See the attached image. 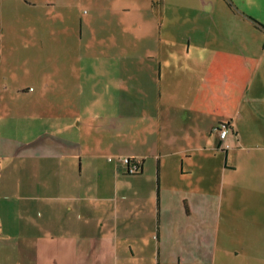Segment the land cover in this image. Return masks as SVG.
Wrapping results in <instances>:
<instances>
[{"label": "crops", "instance_id": "obj_1", "mask_svg": "<svg viewBox=\"0 0 264 264\" xmlns=\"http://www.w3.org/2000/svg\"><path fill=\"white\" fill-rule=\"evenodd\" d=\"M211 1L0 0V264H264V19L161 30Z\"/></svg>", "mask_w": 264, "mask_h": 264}, {"label": "rangeland", "instance_id": "obj_2", "mask_svg": "<svg viewBox=\"0 0 264 264\" xmlns=\"http://www.w3.org/2000/svg\"><path fill=\"white\" fill-rule=\"evenodd\" d=\"M238 3H243L244 9H246L247 7H249L253 12H255L259 17L264 19V0H236ZM213 3V1H211ZM234 3L233 0H215V4L213 3L214 7L212 10H210V12H196V11H190L189 10H176L173 11L172 13V17L175 16L176 20H168V21H175L174 23H172V26H169L170 24L164 23L161 27L162 33L166 34V32H170L174 37H177V40L179 39L180 42V47H182V39L184 40L185 37H187V35H189V24L182 22L185 20H192L193 23H196L202 20V19H206L207 15L212 14L213 18L215 21H217V18H226L223 15V10H224V6L229 10L230 8V4ZM136 13V12H135ZM203 13V14H202ZM166 16L170 17V11L166 12ZM147 17V16H146ZM174 19V18H173ZM227 19V18H226ZM228 19H231V17L229 16ZM250 19L256 21L257 23L261 24L262 26L264 25L260 20L256 19L255 17L250 15ZM178 23H177V22ZM47 46V44H46ZM47 50L53 51V48H48L47 46ZM136 60V59H135ZM43 63L47 62L48 64H46L45 66H41V67H45L48 71H49V77L52 80V82H56V79L58 78V63L56 59H47V60H42ZM95 63V64H91V63ZM137 62V66L136 69L138 70V66L140 67V63H143L144 60H136ZM116 63L117 61L115 60V67H116ZM103 64L102 60L98 59V60H93V59H84L82 58L80 62L77 61V64L75 65H80L82 66V68L84 70L88 69L90 66H101ZM147 64V63H146ZM15 78V77H14ZM24 80V79H22ZM51 83V82H50ZM6 91H3V94H5ZM246 154L245 153H241L240 157H244Z\"/></svg>", "mask_w": 264, "mask_h": 264}, {"label": "built area", "instance_id": "obj_3", "mask_svg": "<svg viewBox=\"0 0 264 264\" xmlns=\"http://www.w3.org/2000/svg\"><path fill=\"white\" fill-rule=\"evenodd\" d=\"M227 131H228V124L226 123H220L219 126L216 128L217 135L219 139L221 140L224 139ZM218 147L224 149V148H228V145L221 142L218 145ZM119 161L123 165L126 173L132 174L138 171L137 169H138L139 163L133 157L122 156L120 157Z\"/></svg>", "mask_w": 264, "mask_h": 264}, {"label": "trees", "instance_id": "obj_4", "mask_svg": "<svg viewBox=\"0 0 264 264\" xmlns=\"http://www.w3.org/2000/svg\"><path fill=\"white\" fill-rule=\"evenodd\" d=\"M257 26H259V27H261L262 28V25L261 24H259V23H257L256 21H254V20H252ZM138 169H139V166H138ZM137 169V170H138ZM135 173H137V172H135ZM128 174H130V173H128Z\"/></svg>", "mask_w": 264, "mask_h": 264}]
</instances>
